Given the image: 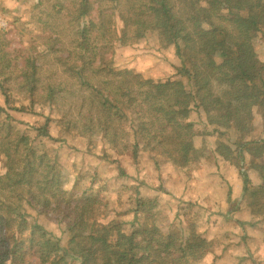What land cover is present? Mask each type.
I'll use <instances>...</instances> for the list:
<instances>
[{"label": "trees", "instance_id": "obj_1", "mask_svg": "<svg viewBox=\"0 0 264 264\" xmlns=\"http://www.w3.org/2000/svg\"><path fill=\"white\" fill-rule=\"evenodd\" d=\"M34 8L55 23L44 38L45 51L32 54L33 44L10 51L0 41V163L8 190L18 193L15 200L0 198V264L188 261L180 234H164L154 221L157 197L142 195L143 182L123 186L133 205L129 230L117 219L104 220L106 199L90 187L80 197L64 189L68 178L57 157L36 147H44L41 138L64 140L52 138L47 125L29 136L9 112L31 111L42 102L54 106L61 133L87 142L85 153H95L97 139L114 150L132 141V159L143 151L185 172L205 156L192 143L189 114L195 108L207 127L234 135L235 150L217 142L206 157L236 165L251 214L264 219V138L253 135L256 112L264 124V61L252 47L254 36L264 33V0H55L46 8L38 0ZM148 38L179 61L165 80L144 78L115 62L116 47H136ZM21 52L18 66L12 55ZM44 57L56 63L48 74L40 64ZM84 175L73 176V187ZM194 206L186 204L187 210ZM32 211L62 222L65 245L29 222Z\"/></svg>", "mask_w": 264, "mask_h": 264}, {"label": "rangeland", "instance_id": "obj_2", "mask_svg": "<svg viewBox=\"0 0 264 264\" xmlns=\"http://www.w3.org/2000/svg\"><path fill=\"white\" fill-rule=\"evenodd\" d=\"M37 1L0 0V41H4L7 50L26 49L28 44H33L36 48V53L32 51V54L38 55L46 50L44 38L51 34V26L55 23L42 15L39 8H34ZM54 1L43 0L44 8ZM44 21L47 24L44 25ZM64 42L69 46L66 40ZM50 44L52 45L51 42ZM56 46H59V43ZM252 47L260 62H263V32L254 36ZM23 54L24 52H21L12 56L19 63L20 55ZM114 58L119 68L132 70L144 78L157 81L172 76L174 74L172 65L177 66L179 63L169 50L158 49L155 38H148L147 41L132 48L116 47ZM40 64L42 72L48 74L56 63L52 57H44ZM58 77L61 75L58 74ZM182 81L187 83L186 78H182ZM24 103L26 104V101ZM9 112L15 121L16 128L26 131L29 136H34L35 128L47 125L52 138L64 140L59 143L48 138H41L40 141L44 143V147L38 146V140L35 144L41 151L42 149L48 151L50 157H57L56 161L68 178V183L64 184L66 191L72 194L77 193L73 195L80 197L81 191L90 187L91 193H98L106 199L105 221L114 218L123 224L124 230L132 228L133 205L128 200L131 192L126 191L123 186H135L143 182L140 189L142 195L149 199L157 197L158 209L154 221L164 234H180V242L187 251L185 256L188 258L187 264H264V219L253 218L251 203L248 199L241 208L236 206V203H228V206L219 203L221 197L226 199V189H223L221 194L223 188L221 176L235 175L238 173V168L235 164L226 163L229 165L227 167L219 159L206 157L213 155L212 149L217 142H224L235 150L234 135L231 131L219 135L220 133L213 131L212 127H207L195 108L191 107L189 114V121L193 122L195 130L192 143L196 149H202L205 156L203 161L192 165L186 172L178 163H173L163 156H151L143 151L137 154L136 160L132 159L130 148L132 141L130 143L127 141L129 145L114 150L112 146L97 139L93 144L95 153L93 155L85 153L87 142L73 134L67 135L60 132L56 122L59 116L54 106L49 103H38L31 111ZM253 121V135L264 138V124L258 112L254 114ZM2 161L0 159V162ZM203 168L206 171L205 174L202 172ZM4 172L3 165L0 163L2 179L0 180V198L11 197L15 200L18 198L16 197L18 193L8 190L7 179L3 178ZM121 172L126 176L119 177L117 174ZM82 173L86 174L83 181L80 185L73 187V176ZM249 174L253 172L249 171ZM205 175L215 176L210 178L204 177ZM195 180L197 184L195 183L196 186L193 187L192 192L183 194L185 191L183 182H195ZM201 180L203 182H200ZM252 180L255 184L258 179L252 177ZM91 181H93L92 184H90ZM258 181L260 182V179ZM201 199L204 200L201 201ZM189 202L194 203L195 206L188 207L189 210H187L186 204ZM25 207L27 210L30 208L26 204ZM27 214H29L27 216L29 222L38 223L47 233L58 238L61 244L65 245L66 238L63 234L62 222L59 223L53 217L35 211ZM195 221H197L196 226L190 223ZM171 254L174 256L172 251Z\"/></svg>", "mask_w": 264, "mask_h": 264}, {"label": "crops", "instance_id": "obj_3", "mask_svg": "<svg viewBox=\"0 0 264 264\" xmlns=\"http://www.w3.org/2000/svg\"><path fill=\"white\" fill-rule=\"evenodd\" d=\"M202 172H203V174L206 173L204 168H203ZM249 175H250L249 178H250L251 181H253L252 177L256 178V176H254V174H249ZM251 175H253V176H251ZM214 176L215 175H211V176L210 175H205L204 177L212 178ZM201 177H203V176H201ZM221 178H222V179H220V181L222 183L221 186L223 187L222 191H221V194L223 193V189H226V197H225L226 199H223L221 197V201L219 203L221 205L225 204L226 206H228V203L229 204L236 203L237 205L236 204L235 205L236 206H240V208H241V206L245 203L246 198L243 197V194H242V187L243 186H242V180H241L240 176L238 174H235V175H233V174H230V175L229 174H223L221 176ZM256 179H258V178H256ZM200 182H203V180H201ZM195 183L197 184V180H195V182H193V181L183 182V187H184V190H185L183 194H188V193L190 194L192 192L193 187L196 186ZM258 183H259V181L256 180L255 184H258ZM229 190H230V199H228V197H227V193H228ZM202 200H204V199H201V201Z\"/></svg>", "mask_w": 264, "mask_h": 264}]
</instances>
